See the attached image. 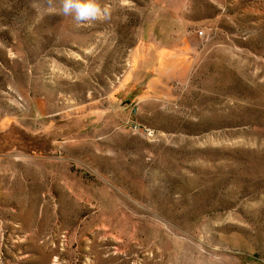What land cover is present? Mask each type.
I'll list each match as a JSON object with an SVG mask.
<instances>
[{
	"label": "rangeland",
	"instance_id": "rangeland-1",
	"mask_svg": "<svg viewBox=\"0 0 264 264\" xmlns=\"http://www.w3.org/2000/svg\"><path fill=\"white\" fill-rule=\"evenodd\" d=\"M98 2L0 0V264H264V0Z\"/></svg>",
	"mask_w": 264,
	"mask_h": 264
},
{
	"label": "clouds",
	"instance_id": "clouds-1",
	"mask_svg": "<svg viewBox=\"0 0 264 264\" xmlns=\"http://www.w3.org/2000/svg\"><path fill=\"white\" fill-rule=\"evenodd\" d=\"M63 15H72L77 22L96 20L106 15V8H102L98 0H62Z\"/></svg>",
	"mask_w": 264,
	"mask_h": 264
},
{
	"label": "built area",
	"instance_id": "built-area-1",
	"mask_svg": "<svg viewBox=\"0 0 264 264\" xmlns=\"http://www.w3.org/2000/svg\"><path fill=\"white\" fill-rule=\"evenodd\" d=\"M198 35H199V37L202 38V37H204V32H203V31H199V32H198Z\"/></svg>",
	"mask_w": 264,
	"mask_h": 264
}]
</instances>
